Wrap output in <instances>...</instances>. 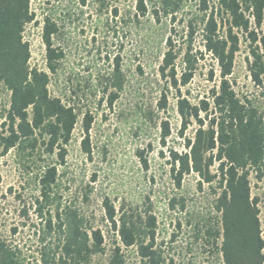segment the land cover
<instances>
[{
    "label": "rangeland",
    "instance_id": "obj_1",
    "mask_svg": "<svg viewBox=\"0 0 264 264\" xmlns=\"http://www.w3.org/2000/svg\"><path fill=\"white\" fill-rule=\"evenodd\" d=\"M146 2L148 11L144 17L136 15L134 0L30 2L34 20L22 33L23 42L29 46V66L47 72L49 95L72 107L78 121L63 165H58L55 156L29 157L14 149L0 157V238L17 247L29 264L33 263L36 250L33 202L37 178L46 164L57 168L61 203L76 207L86 226L101 231L104 254L98 258V264H105L113 242L118 241L104 217L105 198L116 211L149 210L156 220L155 242L163 256L174 264H223L213 241L205 236L206 229L216 230L219 225V215L213 209L217 186L202 183L193 173L183 176L179 187L176 185L169 154L184 150L183 145L193 137L196 125L191 124L179 136L178 94L167 89L158 74L168 37L178 53L175 68L178 73L183 69L187 48L185 20L195 13L198 0H180L181 9L174 22L158 9L159 0ZM153 8L158 10L157 15L152 13ZM47 20L56 29L51 38L53 48L62 54L54 73L46 70L42 41ZM250 29L257 39L262 36L253 24ZM238 37L239 50L230 84L240 100H249L264 110V97L251 82L247 69L250 48L256 44L246 34L239 33ZM191 53L197 60L194 75L180 92L197 103L208 98L217 85L218 69L213 57L203 50L199 31L193 37ZM116 67L119 88L113 87ZM210 72L213 81H209ZM8 106L9 92L0 84V131ZM86 117L91 121L87 136L89 156L82 149ZM164 122L170 135L162 145ZM210 170L214 173L215 167ZM250 182L251 196L258 198L257 218L263 237L262 184ZM123 253L134 264L133 252Z\"/></svg>",
    "mask_w": 264,
    "mask_h": 264
},
{
    "label": "trees",
    "instance_id": "obj_2",
    "mask_svg": "<svg viewBox=\"0 0 264 264\" xmlns=\"http://www.w3.org/2000/svg\"><path fill=\"white\" fill-rule=\"evenodd\" d=\"M31 1L0 0V84L9 92V106L0 131V157L14 149L29 157L55 156L58 165H63L78 116L72 107L49 95L47 72L29 66V46L23 42L22 33L34 20ZM134 8L137 16L144 17L148 11L146 0H134ZM158 9L174 22L181 9L180 0H159ZM157 11L152 9L154 15ZM251 24L261 31L259 39L250 29ZM185 29L187 48L181 72L175 68L178 53L171 37L166 40V51L158 67L161 81L178 94L179 136L191 124L196 125L193 137L183 145L184 150L170 152L171 172L176 174L178 187L183 176L190 173L202 183L216 184L213 209L219 215V225L216 230L206 229L205 236L213 241L223 264H264L258 198H252L250 182L261 183L264 193V110L249 100H240L229 81L239 50L238 34H246L256 44L250 48L247 69L251 82L264 97V0H198L195 13L185 20ZM197 31L203 50L216 61L218 83L208 98L192 103L181 95L180 89L194 75L197 60L191 53V44ZM55 32L54 24L47 20L42 41L49 73L55 72L62 58L51 41ZM117 73L116 67L112 74L115 88L120 87ZM212 79L210 72L209 81ZM162 102L163 108L164 96ZM90 122L86 117L82 128V149L88 156ZM162 130L161 143L165 145L170 135L167 123H162ZM58 183L56 166L44 165L33 202L37 223L32 264H98V258L104 254L103 235L86 226L76 207L61 203ZM102 209L109 229L118 239L113 242L105 264H131L124 250L133 252L134 264H174L163 256L155 242L156 220L149 210L116 211L107 198L102 201ZM0 264L29 263L17 247L0 238Z\"/></svg>",
    "mask_w": 264,
    "mask_h": 264
}]
</instances>
